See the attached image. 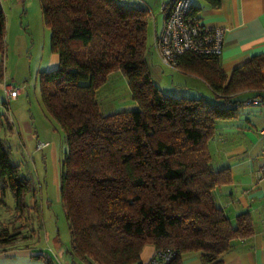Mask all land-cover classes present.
Masks as SVG:
<instances>
[{
  "label": "trees",
  "instance_id": "16d2710c",
  "mask_svg": "<svg viewBox=\"0 0 264 264\" xmlns=\"http://www.w3.org/2000/svg\"><path fill=\"white\" fill-rule=\"evenodd\" d=\"M38 2L50 49L58 56L57 67L40 71L38 78L42 103L66 139L59 196L72 261L143 264L141 251L151 244L171 257L156 256L149 264H182L190 252H198L204 264H218L234 239L251 234L252 224L241 213L232 225L216 202L214 189L229 183L231 173L212 165L209 142L217 122L233 119L238 106L254 97L264 102V56H253L228 75L217 57L187 51L175 67L201 77L216 101L169 94L155 84L145 59L150 17L145 4ZM4 37L0 3V74ZM115 72L125 76L138 108L102 114L96 90ZM242 91L256 92L242 99ZM5 123L0 111V129ZM5 189L17 220L31 212L39 220L35 191L0 140V193ZM19 234L2 228L0 244Z\"/></svg>",
  "mask_w": 264,
  "mask_h": 264
},
{
  "label": "rangeland",
  "instance_id": "374dc122",
  "mask_svg": "<svg viewBox=\"0 0 264 264\" xmlns=\"http://www.w3.org/2000/svg\"><path fill=\"white\" fill-rule=\"evenodd\" d=\"M122 1L128 5L148 4L151 7L145 59L154 82L163 83L171 78L172 69L164 65L150 48L155 18H158L157 26L160 28V0ZM24 4L28 15H25L21 26L20 18L12 16L2 56L4 75L12 85L20 88L19 95L7 105L8 113L15 116L16 128L10 131L4 124L0 129V140L9 149L11 162L18 164L21 175L28 178L40 205V213L39 220L32 212L17 220L11 192L5 189L0 193L3 202L0 206V231L2 228L10 233L20 231L18 239L1 244L4 246H0V264H72L67 251L71 247V234L59 196L66 139L63 130L42 103L38 78L39 71L46 68V63L54 54L50 49V31L44 25L38 0H25ZM5 11H9L10 16L13 13L8 2ZM213 98L216 101L217 97ZM96 100L102 114L138 108L121 72L109 75L96 90ZM16 118L22 125L20 131ZM21 121H27L29 128L26 129ZM38 140L46 141L48 145L38 150Z\"/></svg>",
  "mask_w": 264,
  "mask_h": 264
},
{
  "label": "crops",
  "instance_id": "0c3cea01",
  "mask_svg": "<svg viewBox=\"0 0 264 264\" xmlns=\"http://www.w3.org/2000/svg\"><path fill=\"white\" fill-rule=\"evenodd\" d=\"M167 1L169 0H160V7ZM6 2L10 9H13L11 16L9 11H5ZM0 3L5 14L6 35L12 25V16L20 18L21 26L23 19L28 15V10L24 7L25 0H0ZM193 4V13L202 24L224 29L223 50L217 57L223 72L229 75L234 68L253 56H264V0H219L216 5H211L206 0H193ZM145 6L151 10L148 4ZM163 15L161 9L160 27ZM153 23V30L154 27L159 29L158 18H155ZM27 25L29 26V23ZM57 65L58 56L54 53L43 71L53 69ZM170 68L172 69L170 79L168 77L163 83L155 81L163 92L187 96L202 95L208 99L212 97V100L213 97H217L201 77L174 67ZM262 73L264 74V68ZM4 84L11 83L4 75L3 67L0 74V111L6 117V126L12 131L16 128L15 116L8 113V107L4 106L6 98ZM255 92L242 91L238 95L244 99L253 96ZM16 122L20 131L22 129L20 119L16 118ZM22 124L26 129L29 128L27 121H23ZM209 149L212 165L215 168L226 167L231 173L229 183L214 189L216 202L232 225L236 224V217L241 213H247L252 224L251 234L234 239L232 246L222 254L218 264H264V102L260 105L241 104L233 119L217 122ZM156 252L153 245H145L140 255L141 262L149 264ZM72 264L84 263L73 261ZM182 264L204 263L198 252H190L182 256Z\"/></svg>",
  "mask_w": 264,
  "mask_h": 264
},
{
  "label": "built area",
  "instance_id": "2783aa9c",
  "mask_svg": "<svg viewBox=\"0 0 264 264\" xmlns=\"http://www.w3.org/2000/svg\"><path fill=\"white\" fill-rule=\"evenodd\" d=\"M193 0H169L161 4L163 20L161 27H154L151 48L166 66L176 68L179 55L191 51L196 54L218 57L223 50L224 29L206 26L191 13ZM6 107L11 99H15L20 88L12 84H4ZM248 104H262L261 97H254L245 102ZM48 145L46 141L38 140L36 149L41 150ZM161 256L168 260L170 252H156L155 257Z\"/></svg>",
  "mask_w": 264,
  "mask_h": 264
}]
</instances>
